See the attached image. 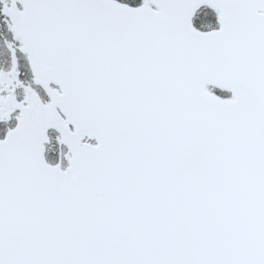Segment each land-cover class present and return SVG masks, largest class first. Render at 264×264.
Masks as SVG:
<instances>
[{
  "label": "snow or ice",
  "instance_id": "1",
  "mask_svg": "<svg viewBox=\"0 0 264 264\" xmlns=\"http://www.w3.org/2000/svg\"><path fill=\"white\" fill-rule=\"evenodd\" d=\"M0 264H264V0H0Z\"/></svg>",
  "mask_w": 264,
  "mask_h": 264
}]
</instances>
